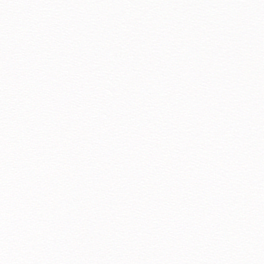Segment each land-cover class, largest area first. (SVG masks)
<instances>
[{
  "label": "snow or ice",
  "instance_id": "6c2138e0",
  "mask_svg": "<svg viewBox=\"0 0 264 264\" xmlns=\"http://www.w3.org/2000/svg\"><path fill=\"white\" fill-rule=\"evenodd\" d=\"M0 264H264V0H0Z\"/></svg>",
  "mask_w": 264,
  "mask_h": 264
}]
</instances>
